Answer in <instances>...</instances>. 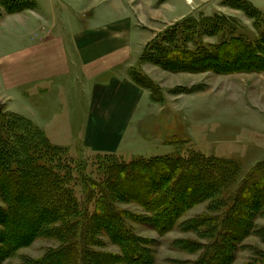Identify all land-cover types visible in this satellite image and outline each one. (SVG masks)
<instances>
[{"label":"rangeland","instance_id":"374dc122","mask_svg":"<svg viewBox=\"0 0 264 264\" xmlns=\"http://www.w3.org/2000/svg\"><path fill=\"white\" fill-rule=\"evenodd\" d=\"M47 1L0 0V45L6 53L11 52L12 41L19 47L25 42L26 18L31 13L21 17L18 14L30 11L39 16ZM55 3L63 11H70L73 4L72 0H56ZM196 4L188 19L161 26L145 45L137 64L130 68L131 79L149 92L161 111L141 116L133 131L134 137L121 151L88 150L79 143L75 146L55 144L32 121L52 144L64 148L71 162L70 186L80 207L89 216L96 212L98 199L102 197L111 157L119 164L166 154L187 156L195 151L234 161L239 170L223 188L221 195L226 197L264 160V0H198ZM177 43L182 46V52L189 51L193 57L183 63L157 59L161 56L156 50L158 45L175 53ZM147 49L150 51L141 61ZM150 54L157 58L149 59ZM135 74L149 79L155 87L138 84L132 78ZM6 93L9 95L10 91ZM37 99L41 102L40 95L35 97V104ZM26 108L24 93L10 99L0 91V118L8 119L10 116L5 114H13L30 119ZM39 115L42 116L40 112ZM21 123L11 121L14 128L10 136L7 135L17 149L18 138L25 136ZM17 157L18 160L26 158L25 153L19 151ZM14 161H10L13 166L0 162V264H62L63 260L65 264V259L52 253L65 245L61 237L53 233L57 224L47 217L40 221L29 212L26 214L29 217L21 221L14 222L11 218V207L15 206L9 201L8 180L11 178L4 177L9 168L15 171L14 167L19 165ZM9 183L12 187L11 181ZM188 200H183L185 210L182 213L179 210L174 222L164 229L148 207L133 197L116 194L114 206L123 213L133 242L145 251L143 255L148 264H210L207 255L212 246L211 238L208 228L200 225L198 219L216 215L212 209L215 204L211 199L193 204ZM20 206L23 207V203ZM255 224L264 227V216L257 217ZM94 239L96 245L87 247L92 260L103 258L99 264H140L127 258L126 241L112 230L102 226ZM231 244L232 249L221 264H253L257 255L264 254V239L254 230L243 239L235 237Z\"/></svg>","mask_w":264,"mask_h":264},{"label":"crops","instance_id":"0c3cea01","mask_svg":"<svg viewBox=\"0 0 264 264\" xmlns=\"http://www.w3.org/2000/svg\"><path fill=\"white\" fill-rule=\"evenodd\" d=\"M55 1L39 16L16 15L31 13L24 45L12 41L9 53L0 45L1 94L24 93L27 116L55 144L121 151L138 119L161 111L130 68L161 26L192 15L198 0H72L70 11Z\"/></svg>","mask_w":264,"mask_h":264},{"label":"trees","instance_id":"16d2710c","mask_svg":"<svg viewBox=\"0 0 264 264\" xmlns=\"http://www.w3.org/2000/svg\"><path fill=\"white\" fill-rule=\"evenodd\" d=\"M166 49L158 45L156 50L163 57L150 54L149 59L179 60V63H183L188 57H193L189 51L182 52V46L178 43L174 45L175 53H169ZM149 51L143 52L141 61ZM132 78L147 88L155 87L153 82L140 74L132 75ZM5 115L14 118H0V162L3 165H12V159L19 162L14 167L15 171L13 167L5 170L4 178H11L8 180L9 201L15 205L11 207V218L18 222L29 217L26 215L29 212L40 221L47 217L48 221L57 224L58 228L53 233L60 236L65 245L52 253L59 254L67 264L100 263L103 258L92 260L87 246L96 245L94 237L102 226L126 241L124 248L129 260L148 264L143 255L145 251L133 242L123 213L114 206L117 193L133 197L148 207L164 229L174 222L179 210H182L180 213L185 210L182 205L184 199L188 198L187 202L192 204L213 200L215 206L212 209L216 215L198 219L200 225L208 228L211 238L212 246L207 255L210 264H221L222 258L231 251L235 237L243 239L249 231L254 230L264 239V227L255 224L257 217L264 216V160L258 162L243 177L235 191L226 197L221 195L223 188L231 183L239 170L234 161L212 158L195 151L187 156L166 154L119 164L111 157L112 164L107 167L102 197L98 199L96 212L89 216L80 207L70 186L73 180L71 162L64 148L52 144L27 117ZM11 121H21V129L25 132L24 137L18 138V149L7 136L12 131ZM18 151L25 153L26 158L18 160ZM15 172H18L17 176ZM60 221L61 224H58ZM257 256L253 264H264V254Z\"/></svg>","mask_w":264,"mask_h":264},{"label":"bare ground","instance_id":"6f19581e","mask_svg":"<svg viewBox=\"0 0 264 264\" xmlns=\"http://www.w3.org/2000/svg\"><path fill=\"white\" fill-rule=\"evenodd\" d=\"M189 2L191 1V0H188Z\"/></svg>","mask_w":264,"mask_h":264}]
</instances>
